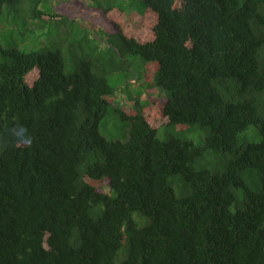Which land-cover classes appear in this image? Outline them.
Returning <instances> with one entry per match:
<instances>
[{
	"label": "trees",
	"instance_id": "trees-1",
	"mask_svg": "<svg viewBox=\"0 0 264 264\" xmlns=\"http://www.w3.org/2000/svg\"><path fill=\"white\" fill-rule=\"evenodd\" d=\"M90 3L0 0V264H264V0Z\"/></svg>",
	"mask_w": 264,
	"mask_h": 264
},
{
	"label": "rangeland",
	"instance_id": "rangeland-1",
	"mask_svg": "<svg viewBox=\"0 0 264 264\" xmlns=\"http://www.w3.org/2000/svg\"><path fill=\"white\" fill-rule=\"evenodd\" d=\"M46 2H47L46 6H49V7L54 6V8H57L58 10H62V11H64V8L66 6H69L71 8V6H72L71 2L76 3V4H82L83 3V5L85 7L91 6L90 0H46ZM64 3H66V5H64ZM7 9H8V7H7V5H5L4 11L6 12ZM45 11L48 14H51V13H53L54 10H52L50 8H46ZM78 14H80V13L77 12L74 16L72 14L71 17L77 18L79 21H81L83 23V25H84V23L88 24L89 27L91 28L93 35H94L95 31L98 30V28L103 27V26H104L103 28L107 32H113L114 33V34H112L113 36H116L117 35L116 33L119 31V26L117 23L121 21V16L119 19H117L115 21H114V18H110V20L104 22L103 21V19H104L103 15L100 13L99 10H96V9H93V11L87 17H82L81 15H78ZM120 15H121V13H120ZM105 19H107L106 15H105ZM124 20L127 23L123 24L122 21H121V23L124 25L123 29H125V30H133L136 33V30H138L141 25L144 26V23H142L143 22L142 15L136 11L130 13L129 20H126L125 18H124ZM64 26H65L64 24H61L60 28L55 27L51 31H48L49 29H46L44 27L42 28V27L37 26L34 29L35 32L29 33L24 42L26 44H29V47H39V44L45 43L46 40H48V38L57 41L58 37H60L61 35H64V36L66 35V33L61 34V31L65 30ZM35 34L39 35L40 38L36 39ZM25 43H23V45ZM130 58H132V57L130 56ZM148 66L149 67L146 68L147 71L146 72L144 71V74H143L144 77L142 79V83H144L145 81L151 80L150 68H152V67H151V65H148ZM34 79H35L34 72L32 75L27 77V81L29 83H32V81ZM135 80H136L135 78H132L131 82L133 84L139 85L140 81H138V80L135 81ZM142 99H149L151 101V106H150L151 109H154V110H157L159 108L161 109L162 95L160 93V90L157 87L149 86V85L146 86L143 90ZM157 122H158V124H161L163 121H162V119H158ZM193 127L195 129L193 132L188 134V138L194 140L195 143H197L199 145L204 144L205 143V135H203V137H201L204 130L199 125H194ZM105 134L108 135L109 133H105ZM107 182L108 181H106V180L98 182L97 183L98 189L101 191H105L106 189H108L107 188Z\"/></svg>",
	"mask_w": 264,
	"mask_h": 264
},
{
	"label": "clouds",
	"instance_id": "clouds-1",
	"mask_svg": "<svg viewBox=\"0 0 264 264\" xmlns=\"http://www.w3.org/2000/svg\"><path fill=\"white\" fill-rule=\"evenodd\" d=\"M107 32V31H106ZM113 33V32H112Z\"/></svg>",
	"mask_w": 264,
	"mask_h": 264
}]
</instances>
